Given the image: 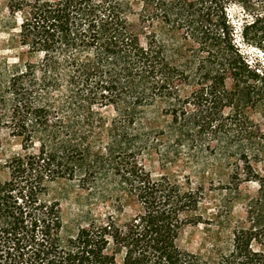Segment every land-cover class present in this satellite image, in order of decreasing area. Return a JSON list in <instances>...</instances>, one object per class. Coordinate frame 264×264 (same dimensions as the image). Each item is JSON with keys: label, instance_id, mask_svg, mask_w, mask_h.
Returning a JSON list of instances; mask_svg holds the SVG:
<instances>
[{"label": "trees", "instance_id": "obj_1", "mask_svg": "<svg viewBox=\"0 0 264 264\" xmlns=\"http://www.w3.org/2000/svg\"><path fill=\"white\" fill-rule=\"evenodd\" d=\"M9 2L27 58H0V133L7 125L24 154L0 183V264H264L253 250L264 248V187L254 225L202 256L177 245L201 194L142 164L207 153L229 167V184L256 178L264 123L250 114L264 122V68L229 11L241 8V40L264 51V0ZM62 183L117 197L87 233L65 236L49 190ZM127 199L135 214L124 220Z\"/></svg>", "mask_w": 264, "mask_h": 264}, {"label": "rangeland", "instance_id": "obj_2", "mask_svg": "<svg viewBox=\"0 0 264 264\" xmlns=\"http://www.w3.org/2000/svg\"><path fill=\"white\" fill-rule=\"evenodd\" d=\"M229 14L236 25V39L243 52L251 62H259L264 68V51L254 45L244 44L241 40V26L245 16L243 11L238 6L232 7ZM21 20V15L11 9L9 0H0L1 59L14 62L18 58H27V50L23 49L19 38ZM250 116L256 123H264L259 113L253 112ZM0 138V183H5L9 175L6 165L24 154L23 141L12 136L7 125L2 127ZM188 155L184 151L181 155H170L164 161L152 153L142 164L155 180L164 176L180 182L191 179L194 185L192 188L201 194L202 200L198 210L188 214L187 219L194 223L191 222L183 229L177 245L181 250L207 256L210 252L227 250L236 229H249L254 225V216L249 213V207L258 198L260 187H264V161L255 163L256 178L248 181L242 176L235 186L229 184V167L220 164L213 155ZM49 190L60 201L65 236L87 233L88 219L104 217L109 212L112 197H117V189L109 186L83 189L62 183L49 187ZM126 205L125 216L120 219L126 220L135 214L129 199ZM253 250L264 251V248L255 244Z\"/></svg>", "mask_w": 264, "mask_h": 264}]
</instances>
